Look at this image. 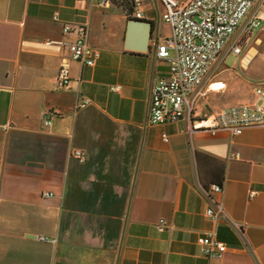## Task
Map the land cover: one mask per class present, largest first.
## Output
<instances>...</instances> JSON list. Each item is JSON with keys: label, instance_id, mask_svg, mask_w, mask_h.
I'll return each instance as SVG.
<instances>
[{"label": "crops", "instance_id": "0c3cea01", "mask_svg": "<svg viewBox=\"0 0 264 264\" xmlns=\"http://www.w3.org/2000/svg\"><path fill=\"white\" fill-rule=\"evenodd\" d=\"M163 13L156 0L143 19L129 0H0V264H211L197 244L209 232L228 247L221 264H264V127L233 137L149 121L153 86L169 75L156 56L171 35ZM131 20L152 24L144 50ZM65 25L88 26L95 67L71 59ZM224 58L197 118L253 100ZM63 64L71 82L58 90ZM216 205L218 222L206 214ZM161 219L171 229L158 231Z\"/></svg>", "mask_w": 264, "mask_h": 264}, {"label": "built area", "instance_id": "2783aa9c", "mask_svg": "<svg viewBox=\"0 0 264 264\" xmlns=\"http://www.w3.org/2000/svg\"><path fill=\"white\" fill-rule=\"evenodd\" d=\"M97 1L108 6L112 0ZM136 19L145 17L147 0H129ZM164 7L163 20L170 26L171 35L157 45L156 56L169 65V75L154 84L149 108V121L153 125L175 123L187 120L192 131H208L216 134L229 132L233 137L243 134L248 128L264 127V85L253 89V100L249 103L222 108L205 118L195 116L199 100L205 97L204 85L214 73V68L227 54L241 56L246 49L251 33L264 25V0H156ZM60 20V14H54ZM64 33L74 34L76 40L68 46L71 59L88 67H95L100 59L99 49L88 43L87 25L71 27L65 25ZM245 57V56H244ZM242 58L244 63L246 58ZM70 68L63 64L56 77L58 90L69 87ZM119 87L113 90H119ZM89 101L78 103L76 110L85 109ZM50 124V123H47ZM168 141L166 135L163 136ZM73 156L84 162L86 156L75 151ZM233 158H240L238 153ZM211 195H221L224 189L219 185L211 186ZM257 195L251 191L250 197ZM50 197V194H46ZM222 207L208 208L206 214L213 221H219ZM157 230L165 232L172 225L161 219ZM42 241H50L40 237ZM201 254L212 260L211 264H221L228 252L225 243L218 240L215 233L209 232L197 238Z\"/></svg>", "mask_w": 264, "mask_h": 264}, {"label": "rangeland", "instance_id": "374dc122", "mask_svg": "<svg viewBox=\"0 0 264 264\" xmlns=\"http://www.w3.org/2000/svg\"><path fill=\"white\" fill-rule=\"evenodd\" d=\"M158 12L155 10L156 17ZM245 56V57H244ZM248 58L249 63H241L242 58ZM224 66L227 67H238L241 66L243 85H248L250 90H253L255 84L264 82V25L261 29L250 34L247 40L246 49L241 56L234 54H227L223 60ZM264 85V83H262Z\"/></svg>", "mask_w": 264, "mask_h": 264}, {"label": "water", "instance_id": "95a60500", "mask_svg": "<svg viewBox=\"0 0 264 264\" xmlns=\"http://www.w3.org/2000/svg\"><path fill=\"white\" fill-rule=\"evenodd\" d=\"M151 27L152 24L150 22L147 21H139V20H131L129 22V26H128V30L132 31L134 29H141L143 32H145V36L143 38L144 41V48L146 47L147 42L149 41L150 37H151Z\"/></svg>", "mask_w": 264, "mask_h": 264}, {"label": "bare ground", "instance_id": "6f19581e", "mask_svg": "<svg viewBox=\"0 0 264 264\" xmlns=\"http://www.w3.org/2000/svg\"><path fill=\"white\" fill-rule=\"evenodd\" d=\"M244 62L248 64L249 63L248 58H246Z\"/></svg>", "mask_w": 264, "mask_h": 264}]
</instances>
